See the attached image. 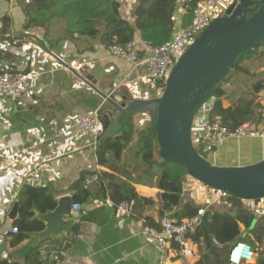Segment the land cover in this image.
Wrapping results in <instances>:
<instances>
[{
    "label": "crops",
    "instance_id": "crops-1",
    "mask_svg": "<svg viewBox=\"0 0 264 264\" xmlns=\"http://www.w3.org/2000/svg\"><path fill=\"white\" fill-rule=\"evenodd\" d=\"M120 1L124 17L133 22L132 5L126 0ZM26 5L23 0H0V64L7 70L26 71L30 75L26 92L16 98H0V228L26 184V175L46 152H59V157L48 165L42 175V186L48 187L54 198L64 194L81 197L85 189L74 184L82 172L109 171L98 165L96 159V138L101 131L95 138L76 132L72 126L76 113L88 112L103 105L97 94L78 79L71 68L81 74H91L100 84H112L120 94L128 91L133 98H149L161 92L159 89L155 94L150 93L153 85L143 77V70H133L127 62L111 55L101 36L82 37L76 46L68 38L61 39L65 20L56 15L47 21L46 28L28 27ZM183 6V0H179L173 15L176 25H180L185 13ZM3 16L8 19L4 32ZM133 39L140 43L143 41L139 32ZM23 51L26 56L21 54ZM239 79L234 82H240ZM235 89L232 99L223 100L224 107L243 96L237 87ZM206 113L207 109L203 107L196 114L191 125L192 134L205 128ZM135 116L142 125L149 122L147 114ZM52 118L56 119L59 133H54L49 126ZM207 158L210 163L221 166L254 163L264 158V138L227 137L208 152ZM187 177L185 174L183 178ZM133 185L140 196L151 198L154 205L141 203L133 207L129 215H120L106 206L100 212L106 219L104 223L81 221L77 223V232L74 231L71 237L65 236L63 242L50 237L58 251L57 256L62 257L58 262L159 264L158 253L145 243L141 229L145 225L144 216L157 217L161 190L155 181L148 185ZM188 186V192L182 195L183 201L190 200L205 207L212 192L191 178L188 179ZM91 189L97 193L94 187ZM88 196L92 204L83 202L86 210L103 205L97 197ZM242 203L252 209L256 217L264 215V198ZM219 205L221 203L217 202L210 206ZM15 234L0 232V260H7L8 264L13 260L19 261L15 252L28 242L25 238L13 245L11 241ZM176 254V251L170 252L169 264H180L175 260ZM26 257L22 259L23 264H26ZM39 259L47 264L50 262L43 257Z\"/></svg>",
    "mask_w": 264,
    "mask_h": 264
},
{
    "label": "trees",
    "instance_id": "trees-1",
    "mask_svg": "<svg viewBox=\"0 0 264 264\" xmlns=\"http://www.w3.org/2000/svg\"><path fill=\"white\" fill-rule=\"evenodd\" d=\"M179 0H135L132 10L134 21L127 20L121 9L120 0H30L26 5V15L29 26L46 28L47 21L53 16H59L65 20L63 38H68L77 46L82 37L96 38L101 36L102 43L108 47L111 44L124 45L132 40L139 32L143 41L153 45H161L172 37L180 27L190 23L192 9L198 0H183L185 13L180 25L173 21V15ZM7 17H2V31H5ZM76 34L77 36H74ZM264 41L260 44L262 45ZM259 45V46H260ZM244 51L239 54L235 63L212 92L213 104L209 109V117L219 116L223 125L233 129L240 124L250 121L255 128H264V104L255 102L254 95L264 89V82L257 81L253 84V96L246 99H238L234 104L223 106L226 91L221 86L228 80L232 71L246 73V68L239 66L243 59L249 58L257 51ZM161 84V83H159ZM157 84V85H159ZM164 86V84H163ZM162 86V87H163ZM95 154L97 163L109 171L82 172L74 185H82L87 176L96 174L98 179L90 184L80 195L74 194L75 202H85L88 195L97 197L101 201L110 200L114 204L122 201L133 200L134 205L144 203L154 205L151 198L140 196L133 185L152 184L161 190L159 193V207L157 217L144 216V224L160 228L159 219L166 215L180 221L183 218L193 216L197 209L203 206L192 201L184 202L181 194L180 183L187 174L184 167L163 161L158 156V144L156 134L150 123L140 124L135 113L128 112L120 119V130L111 137H103L96 142ZM94 187L96 194L91 189ZM260 200V199H258ZM255 200V201H258ZM17 217L11 226L17 227L11 243L16 245L23 241L24 232L42 229V223L37 220L30 221L33 204L40 212L53 209L55 198L48 187H35L25 184L17 197ZM219 206H209L210 234L215 245L210 247L209 233L199 225L193 240L202 241L203 248L198 251V257L192 264H229L228 254L230 247L236 240L249 243L256 252L255 261L252 264H264V215L256 217L252 209L243 205L242 200L229 195L220 201ZM106 207L101 205L80 217L82 222L104 223V217L100 215ZM114 212L115 209L111 208ZM133 209V208H132ZM98 215V217H95ZM78 226L74 228L77 232ZM68 244L66 245V247ZM39 246L31 249L26 255V264H47L39 259ZM176 251L175 260L180 264H186L183 257ZM62 259V257H58ZM57 260L50 261L55 264ZM0 264H8L7 260H0ZM11 264H20L13 260Z\"/></svg>",
    "mask_w": 264,
    "mask_h": 264
},
{
    "label": "water",
    "instance_id": "water-1",
    "mask_svg": "<svg viewBox=\"0 0 264 264\" xmlns=\"http://www.w3.org/2000/svg\"><path fill=\"white\" fill-rule=\"evenodd\" d=\"M263 41L264 0H232L176 60L157 96L133 98L128 91L120 94L112 84H100L91 74L72 68L71 71L102 100L101 134L97 141L117 134L120 119L126 113L147 114L156 134L158 156L163 161L184 167L187 175L211 189L227 191L242 201H255L264 198V158L246 165H214L207 158L208 152L197 151L192 145L191 125L239 54L253 50ZM55 201L54 208L45 212L33 204L29 220L41 222L42 229L24 232L28 242L15 252L20 264L44 240L54 237L63 242L65 236L73 235L77 226L73 196L60 195ZM85 203L92 204L90 196ZM18 206L14 202L0 228L2 234L9 232ZM210 216L211 211L206 209L200 222L209 233L208 251L216 244L210 234Z\"/></svg>",
    "mask_w": 264,
    "mask_h": 264
},
{
    "label": "built area",
    "instance_id": "built-area-1",
    "mask_svg": "<svg viewBox=\"0 0 264 264\" xmlns=\"http://www.w3.org/2000/svg\"><path fill=\"white\" fill-rule=\"evenodd\" d=\"M16 1V0H11ZM28 4L30 0H23ZM135 6V0H126ZM232 0H198L192 9V17L189 24L180 27L174 32L172 37L161 45H153L151 42L132 39L124 45L111 44L108 51L111 55L127 62L133 70H143V77L153 86L164 83L171 68L181 54L190 46L197 36L209 25L216 17L221 16L227 5ZM26 56V52H21ZM159 82V83H158ZM30 84V75L26 71H10L3 68L0 64V98H16L27 91ZM214 98L204 106L207 109V115L204 119L205 128L192 134L191 142L197 151L210 152L219 142L225 138L254 136L264 138V128H255L250 121H246L239 126L230 129L223 125L219 116L209 117L208 112L213 104ZM203 108V107H202ZM199 112V111H198ZM100 106L88 112L76 113L72 118V126L78 133L89 134L95 138L101 131ZM49 126L54 133H59L56 119L49 120ZM98 138V137H97ZM96 138V141H97ZM59 157V152L51 150L46 152L37 162L33 169L26 175V184L35 187L43 185L42 175L48 168V165ZM187 175V174H186ZM183 178L180 183L181 194L188 192V179ZM98 179L96 174L87 176L82 182V187L86 189L90 184ZM197 181V180H195ZM198 182V181H197ZM200 183V182H198ZM205 189L212 192L210 198H207V205L197 209L196 213L179 222L166 215L160 217V228L149 225H143L141 229L142 236L147 245L158 253L159 264H169L170 252L175 248L179 254L191 264L198 257V245L200 242L193 240L197 228L201 222L204 211L213 203L220 202L222 199L231 195L227 191L214 190L200 183ZM244 202V201H242ZM108 208H114L120 215L131 214L134 201H122L114 204L110 200L102 203ZM72 211L80 223V217L86 213V209L80 202L73 201ZM11 233H17V227L11 226ZM39 257L49 261L57 260L55 264H71L69 262H58V251L54 242L50 239L44 240L39 245ZM256 252L252 246L242 240H236L230 247L228 254L229 264H244L254 261Z\"/></svg>",
    "mask_w": 264,
    "mask_h": 264
},
{
    "label": "rangeland",
    "instance_id": "rangeland-1",
    "mask_svg": "<svg viewBox=\"0 0 264 264\" xmlns=\"http://www.w3.org/2000/svg\"><path fill=\"white\" fill-rule=\"evenodd\" d=\"M239 66H243L244 68H246V73H243L239 70H234L229 75L228 80L221 84V86L226 91V100L233 98V92L236 90V87L237 90H239V92L243 94V96L240 98L238 97L235 102L238 99L250 98L251 96H253V84L257 83V81L264 82V43L260 45L257 48V51L253 53L249 58L243 59L239 63ZM236 79H239L240 82H234L237 81ZM162 86L163 83L151 87L150 93L155 94L159 89L161 91L163 88ZM253 99L255 102L264 104V89L261 90V92H259L257 95H254ZM235 102H232V104H234ZM203 247L204 244L202 242L201 245H198V251Z\"/></svg>",
    "mask_w": 264,
    "mask_h": 264
}]
</instances>
